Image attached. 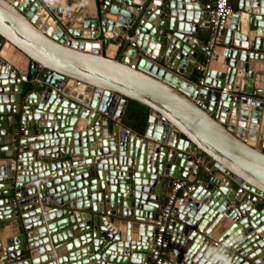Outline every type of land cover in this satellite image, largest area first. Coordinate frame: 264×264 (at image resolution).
<instances>
[{"label":"water","instance_id":"1","mask_svg":"<svg viewBox=\"0 0 264 264\" xmlns=\"http://www.w3.org/2000/svg\"><path fill=\"white\" fill-rule=\"evenodd\" d=\"M87 2L66 9L0 0V153L2 144L16 149V139L22 150L14 169L11 159H0V264H149L156 235L149 222L159 215L164 187L177 179L195 182L164 238L170 252L188 256V264H264V101L250 106L232 94L235 82L240 92L264 88V0H243L213 32L207 68L222 55L225 69H208L205 83L227 84V93L198 92L166 70L187 77L205 55L201 0ZM92 29L105 48L129 46L125 57L70 39ZM225 34L232 41L223 42ZM5 45L43 70V91L20 96L22 70L2 55ZM134 54L162 67L151 70L143 59L131 68ZM129 99L149 107L142 137L117 123L110 132L107 119L96 120L113 112L121 118ZM233 113L257 120L246 125L247 137L230 122ZM202 154L220 177L191 173ZM77 160L82 168L70 170ZM223 215L229 229L212 241L208 223Z\"/></svg>","mask_w":264,"mask_h":264},{"label":"crops","instance_id":"2","mask_svg":"<svg viewBox=\"0 0 264 264\" xmlns=\"http://www.w3.org/2000/svg\"><path fill=\"white\" fill-rule=\"evenodd\" d=\"M19 1V0H18ZM17 1V2H18ZM27 0H21V3L19 4V5H22L23 3H25ZM35 1H38L41 5H43L44 7H46V6H60V7H62V8H72L73 9V2L74 3H80V1H82V0H65V1H63V2H61V0L59 1V0H35ZM202 1V6L205 4V3H207V2H209V0H201ZM14 2H15V0H14ZM67 2L69 3V5L71 6V7H69L68 5H67ZM91 2H92V0H88V5L89 6H91L92 4H91ZM230 3H231V5H232V7L234 8V10L237 12V11H239V9H238V5L240 4V3H243V0H231L230 1ZM75 9V8H74ZM81 10V8H80V4H78V6H77V8H76V12L77 11H80ZM203 12V11H202ZM204 13V12H203ZM234 14H232V15H230L228 18L230 19V17L232 18V16H233ZM228 19V20H229ZM232 20V19H231ZM206 23H208L207 22V16L205 17V20H204ZM230 21V20H229ZM229 29V28H228ZM75 31V30H74ZM84 30H79V33H82V35L80 36V37H77V38H75V37H71L70 39L73 41V43H75L78 47H80V48H88V49H90V50H92V51H98V52H107L109 55H111V56H113L114 58H116V57H121V56H124L125 57V55H126V50L129 48V46L125 49V51H122V50H119V49H117V47L116 46H108L107 48H105L104 46H103V41L100 39V37L99 36H96V37H93L94 35H96L97 33H99V31H97L96 29H93V31L90 33V32H86V31H84ZM215 30L214 29H211L210 28V26L208 25V27H206V26H202L201 24H200V27H199V32H198V35H203L204 37H205V39H204V44H206V42L208 41V43H209V41L210 40H213V38L215 39V33L213 34V32H214ZM84 33H87V35L89 36L88 38L87 37H84L83 36V34ZM101 34V32L99 33V35ZM86 35V34H85ZM236 38H238V37H236ZM227 39H230L231 41H232V39H233V37H228V35L227 34H225L224 35V37L222 38V41L224 42L225 40L227 41ZM4 47H6L7 48V50H8V53H7V55H4L3 53H2V55L7 59V61H8V63L10 64V65H12L13 67H20L21 68V70H22V72H20L18 75H20V74H27L28 75V80L26 81V82H24V83H21L22 84V91H21V93H20V96H26L27 94H29L30 92H37V91H43L44 90V88H45V86H46V84L43 82V80H42V75H43V70L42 69H40L38 66H32V63H31V60L30 59H28L27 57H25V56H23L22 54H20L18 51H16V50H14L12 47H10L9 45H5ZM261 52H263V51H261ZM129 57V56H128ZM223 57L224 56H222V55H219V59H218V62H216V66L215 67H213V66H211V67H209L208 69H210V68H212V69H214V71H216V72H220V71H223L224 69H225V66H222L221 65V63H222V61H223ZM207 58H208V53H205V55H197V58H196V63H195V65H194V67H193V69L189 72L190 74H189V76H187V77H184L183 75H181V74H177V73H175V69L174 68H167L166 70H169V71H171V72H173L174 74H176V75H178L179 77H181L182 79H185V80H187L188 82H190V83H194L193 81H191V79H190V76H192V71L194 70V69H196V66L199 64V63H201V62H203V60L204 59H206V63L208 62V60H207ZM144 59V60H143ZM143 60V61H142ZM141 61H142V64L143 65H146V66H150V67H148V68H150L151 69V67L152 68H154V67H162L161 65H159V64H157L155 61H152V59H150V58H144L142 55H140V54H134V56H133V58H132V62L133 63H136V68L139 66V64H141ZM218 63V64H217ZM220 63V64H219ZM209 66V64H207V67ZM222 66V67H221ZM188 68V67H187ZM152 70V69H151ZM161 70L163 71V69L161 68ZM208 71V70H207ZM36 78H40L41 79V81L39 82V83H37L36 82ZM38 86V87H40V90H34V89H32L31 91L30 90H28L30 87H32V86ZM227 85V84H226ZM225 86V85H224ZM239 87H240V83L239 82H235V85H234V90H233V92H235V93H237V92H240L239 90ZM28 88V89H27ZM214 89L215 90H218V91H220V89L221 88H219V87H214ZM256 88H254L253 90H255ZM235 90H237V91H235ZM241 93V92H240ZM12 97H16V95H12ZM264 101V88H263V92L261 93V94H257V95H255V102L253 103V105H250V106H254V105H258V104H262V102ZM7 105V104H6ZM127 105V104H126ZM16 107V109H17V105L15 106ZM117 108H118V104L116 105L115 104V106H114V108H113V111H115L116 112V110H117ZM125 108H126V106H125ZM125 108H124V110H125ZM124 110H123V112H122V116H121V118H115V117H113V116H107V115H104V114H102V115H98V117H97V121L99 122V121H101V120H108V129H109V131L110 132H112L113 131V129H115V127H116V123L118 124V127H125V128H127L128 130H130L131 132H133V133H135L137 136H143L142 135V133H139V131H137V130H135L134 129V127H130L129 125H126L125 123H124V121L122 120V117H123V113H124ZM113 114H114V112H113ZM2 118H4L3 116H2ZM88 121H91L90 119L88 120ZM105 122V121H104ZM230 122H237V125H235V129L236 130H238V131H241L242 133H244L243 135H244V137H247L248 135H247V131H250V130H248V128L246 127V125H251V124H254V123H257V120H255V118H250V120L248 119V121H243V120H239V118H238V115L237 114H235V113H233V114H231L230 115ZM234 125V124H233ZM239 125H243L242 127L241 126H239ZM102 126V125H101ZM104 126V125H103ZM99 128H100V126H98ZM240 132V133H241ZM256 143V145L258 144V145H260L261 143L260 142H255ZM13 144H15L16 145V149H13V145H3L2 144V149L4 150V151H2L1 153H0V159H7V158H9V159H11V160H14V159H16V156L19 154V153H22V150H21V148H19V139H16L15 141H13ZM263 151H264V148L262 149ZM12 152H14L13 153V155L12 156H10V154L12 153ZM192 154V153H191ZM70 156H66L65 158H64V160H66V159H68ZM201 157H202V163H201V165L199 166V169H198V171H197V174L195 175V177H198V179L199 178H201V180L203 179V180H208L210 177H212V176H218V177H220V175H219V173L217 172V169L216 168H214L213 167V164H210V163H207V164H204L203 163V160H204V154H202L201 155ZM76 158H78V157H74L73 159H76ZM84 161H79V160H77L76 162H74V164H77V165H75V166H72V167H70V170L74 167L75 168V170L76 169H81L82 168V166H81V163H83ZM0 163H1V161H0ZM20 163V162H19ZM19 163H16V165L18 164L19 165ZM206 167H210V171H207L206 170ZM28 174H30V171H28ZM226 181H227V179H225ZM175 181H183V180H181V179H177V180H175ZM195 181L193 180V181H191V182H189V184L190 185H192L193 183H194ZM4 186V184H1L0 183V188L1 187H3ZM234 188L237 190V189H239L240 188V185H238V184H236V183H234ZM186 192H190V191H186V189L185 188H182V189H180L179 190V194H180V196H182V194H184V193H186ZM168 193H169V188L167 187V185L164 187V189H163V204H162V207H163V205L165 204V202H166V200H167V196H168ZM260 204L261 205H263L264 206V199H262L261 201H260ZM260 205V206H261ZM161 207V208H162ZM61 210V209H60ZM161 210V209H160ZM87 212V211H86ZM160 212V211H159ZM84 216H85V214H83ZM100 215H101V213H100ZM178 215H179V213L177 214V218H176V221L175 222H177L179 219H178ZM102 216H105L104 218H108V217H110L111 215H106L105 213L102 215ZM222 217H224V215L223 216H221L220 218H219V222H215L214 220H216V218L213 220V221H210L209 223H208V226L207 227H212L211 228V230H210V234H209V236H208V238L210 239V240H212V241H214V240H216L218 237H220L221 235H222V233H224L225 231H227L228 229H229V227H226L227 225H225V227L224 226H222V222L224 223V221H222V220H220V219H222ZM107 221H108V219H107ZM150 223H154V221H150L149 222V224ZM149 224H147V226H149ZM109 226H111L112 227V225L109 223ZM114 228V227H113ZM118 233L120 232V231H118L117 229H115ZM126 231H127V229H126ZM132 231V235H133V229L131 230ZM135 234V233H134ZM131 235V236H132ZM167 235H171V231L169 230V228H168V233H167ZM133 238V237H132ZM209 241V240H208ZM152 246V244H151V242H150V246L149 247H151ZM164 248H163V252H164V254H163V258L165 259V263L164 264H170L171 263V261L173 262V263H171V264H179V263H181V264H188V263H190L191 262V260H190V258L188 257V256H186V255H182V257L181 258H178V257H176V255L174 254V252H170L165 246H163ZM152 248V247H151ZM149 257H150V251H149ZM149 264H155L154 263V261H151Z\"/></svg>","mask_w":264,"mask_h":264},{"label":"built area","instance_id":"3","mask_svg":"<svg viewBox=\"0 0 264 264\" xmlns=\"http://www.w3.org/2000/svg\"><path fill=\"white\" fill-rule=\"evenodd\" d=\"M18 1V0H15ZM35 1V0H34ZM231 0H209V2L205 3L201 7V11H203L207 16V22L211 29L216 30L221 24H223L226 19L232 15L235 14L236 11L232 7ZM93 30V29H92ZM208 43V42H207ZM209 46H212V42L209 41V43L206 46V53H208V62L204 63L201 62L196 66V70L199 72L198 80L194 83V88L200 92L201 90H210L215 91L214 87L209 86L205 83L206 77H207V64L212 59L213 56L210 53ZM131 68H136V63L130 64ZM28 80L27 74H20L16 78V83L21 84ZM41 81L40 78H36V82L39 83ZM76 84H80V82H76ZM96 89V88H95ZM228 85L223 86L220 89L221 93H227L229 92ZM237 91V90H235ZM263 92L262 88H256L251 93L246 92H232L234 100H239L240 102L251 105L255 101V95L261 94ZM194 103L197 104L201 109L207 110L208 109V102L206 100H203L200 97L195 98ZM111 116L114 117L112 114ZM162 121H164V117H160ZM22 158L21 153H19L16 156V159L12 160V166L11 169L15 168V164L18 163ZM202 163V157L201 155L199 157H195L194 162L192 163V174L195 176L197 174V171L199 169V166ZM207 171H210V167H206ZM185 188L186 191H191V185L189 183H186L185 181H174L172 187L169 190L167 200L163 207L161 208L159 215L156 220H154V226L156 227V235L154 236V243L153 247L150 250V257L152 261H154L155 264H164L165 259L163 258V246H164V238L168 233V228L170 225L174 224L177 218L178 214V208L181 204V196L179 194V190ZM243 190L240 187L237 189V193H241ZM106 215H109L110 212L107 211L105 213Z\"/></svg>","mask_w":264,"mask_h":264},{"label":"trees","instance_id":"4","mask_svg":"<svg viewBox=\"0 0 264 264\" xmlns=\"http://www.w3.org/2000/svg\"><path fill=\"white\" fill-rule=\"evenodd\" d=\"M203 62L205 63L206 59H204ZM198 76L199 72L194 69L192 76H190L191 81L196 82L198 80ZM32 89L40 90V87L36 85L30 87L28 90L31 91ZM148 111V106L141 104L138 101L129 99L124 110L122 120L126 125L134 127V129L139 131V133H143L148 119Z\"/></svg>","mask_w":264,"mask_h":264},{"label":"bare ground","instance_id":"5","mask_svg":"<svg viewBox=\"0 0 264 264\" xmlns=\"http://www.w3.org/2000/svg\"><path fill=\"white\" fill-rule=\"evenodd\" d=\"M18 3L20 4V3H21V0H19ZM23 4H24V3H23ZM2 53H3L4 55H7L8 50H7L6 47H3V49H2Z\"/></svg>","mask_w":264,"mask_h":264}]
</instances>
